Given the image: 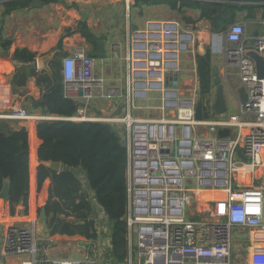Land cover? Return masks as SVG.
Instances as JSON below:
<instances>
[{
  "label": "built area",
  "instance_id": "2783aa9c",
  "mask_svg": "<svg viewBox=\"0 0 264 264\" xmlns=\"http://www.w3.org/2000/svg\"><path fill=\"white\" fill-rule=\"evenodd\" d=\"M155 24L150 22L149 28ZM185 36L164 32L165 39L156 44V50L150 49L153 54H146L147 60L138 58L145 65L133 70L138 78L126 91L106 87L104 79L103 92V80L94 75V58L83 48H74L63 59V94L78 101L80 109L68 119L103 121L121 133L126 147L124 220L129 264L134 252L137 264H238L233 258L237 230L248 236L243 239L250 258L246 264H264V77L257 76L255 62L248 55L256 51L264 57V34L245 43L244 26L229 25L225 58L237 69L246 101L239 102L237 113L227 116L216 115L204 102L201 120L195 119L200 99L196 73L191 78L194 83L181 85L175 72ZM110 51L124 58L117 43L111 44ZM156 87L160 105L153 107L147 103L148 92ZM94 88L103 92L104 99L123 103L121 112L104 117L87 114ZM140 110L159 114H137ZM35 118L19 107L0 114V119ZM223 129L228 134L221 136L218 132ZM100 218L110 247L103 211ZM33 226L34 219L26 226H7L3 253L26 255L20 264H95L89 254L77 260L45 258Z\"/></svg>",
  "mask_w": 264,
  "mask_h": 264
},
{
  "label": "crops",
  "instance_id": "0c3cea01",
  "mask_svg": "<svg viewBox=\"0 0 264 264\" xmlns=\"http://www.w3.org/2000/svg\"><path fill=\"white\" fill-rule=\"evenodd\" d=\"M9 1L12 0H0V114H8L12 108L19 107L35 116L33 121L4 120L6 128L12 130L25 127L31 132L32 129L36 148L38 140L35 125L38 120L69 118L46 113L42 107L36 106L35 102L41 101L42 93L51 85L48 82L40 84L38 77L54 75L61 79L63 59L70 55L74 48L81 47L94 58V75L103 80V92L104 79L106 87L126 91L130 82L138 78L133 74V70L145 65L144 62L138 61V58L147 60V56L153 54L150 49L155 51L156 44L165 39L164 32L185 33L184 46L178 50L177 70L175 71L177 82L181 85L194 83L191 78L193 74L197 75L196 56L203 55L209 50L211 67L218 68L224 82L225 98L236 101L238 110L240 100L237 91L243 88L236 67L230 65L225 58L227 28L235 22L242 24L245 43H251L255 37L264 34V1L257 3L261 5L260 8L249 12L245 8L254 4L249 0H181L211 4L216 13L209 18L204 16L199 6L194 7L185 3L181 6L178 4L174 8L170 0H148V2L143 0H56L48 2L38 0L41 3L35 6L31 5L32 0H28L26 5L8 10L6 5ZM150 22L156 24L149 28ZM99 41L104 42L106 55L103 57L94 56L96 43ZM112 43H117L121 47V54L124 58L121 59L111 54ZM150 44H153V47H150ZM17 49H26L34 53L33 61L23 62L15 59L14 52ZM133 51H136L134 57L132 56ZM146 54L149 55L146 56ZM154 55L155 58H159L157 54ZM43 56L47 57L45 63L47 68L46 66L39 67L38 60ZM169 82L170 80L167 83ZM197 82L199 83L198 76ZM164 85H166L165 82ZM158 90L159 88L156 87V91L148 92L150 101L147 103L152 104L153 107L160 105ZM93 92L96 94L90 100L87 114L104 117L117 112L121 102L104 99V96H101L103 92L98 93L96 88ZM213 98L214 87L212 86L205 102L208 99L212 104ZM79 109L80 105L76 113ZM136 113L144 115L149 113L152 116L159 114L156 110L151 112L140 110ZM35 163L37 164V158H35ZM61 168L62 165L58 170ZM77 173L87 189L84 174L80 171ZM48 184L49 181H45L37 194L40 204H43L45 200ZM89 193L92 197V193ZM6 202V198L0 197V235L2 237L0 264L20 263L27 259L22 255H5L2 251L4 231L12 224L26 226L31 219H34L32 229L36 244L40 245L41 254L47 259L68 258L71 252L68 249L69 245L90 240L78 236L72 238H64L60 235L50 236L44 219L39 218L40 213L39 215H27L24 213L22 204L16 205L13 213H10ZM92 202L94 215L97 212L101 216V208L94 201ZM247 237L239 230L234 232L233 258L238 264H246L250 260L243 242V239ZM51 249L58 257L50 258L47 255ZM7 256L11 259H7Z\"/></svg>",
  "mask_w": 264,
  "mask_h": 264
},
{
  "label": "trees",
  "instance_id": "16d2710c",
  "mask_svg": "<svg viewBox=\"0 0 264 264\" xmlns=\"http://www.w3.org/2000/svg\"><path fill=\"white\" fill-rule=\"evenodd\" d=\"M249 1L254 4L245 9L252 12L253 9L260 8L261 5L257 3L264 0ZM170 2L174 8L185 3L199 6L208 18L216 13L212 5L207 3L181 0ZM27 3L28 0H12L6 6L11 10ZM219 15L223 18L220 13ZM214 29L216 30L215 27ZM34 57L35 54L26 49L14 52V58L19 61L30 62ZM196 63L199 97L204 103L212 88L210 51L197 55ZM38 82H48L51 85L48 84L49 88L42 93L41 101L35 102L36 106L42 107L46 113L64 118L76 113L78 106L74 104V100L62 94V78L45 75L39 76ZM35 134L37 148L33 130L29 132L25 127L14 130L7 128L6 135L0 131V191L5 180H8L6 203L9 212L13 213L18 204H22L27 215H39L40 209L44 208V221L50 236L95 239L94 201L105 213L109 225L110 247L107 258L116 263L127 264V227L124 220L127 203L126 147L120 131L102 121L57 119L38 120ZM45 162H59L62 168L53 170ZM78 171L84 174L87 189ZM45 181H49L47 195L43 204H40L37 194Z\"/></svg>",
  "mask_w": 264,
  "mask_h": 264
},
{
  "label": "water",
  "instance_id": "95a60500",
  "mask_svg": "<svg viewBox=\"0 0 264 264\" xmlns=\"http://www.w3.org/2000/svg\"><path fill=\"white\" fill-rule=\"evenodd\" d=\"M37 3H41V2L38 0H32L31 5L35 6ZM105 55H106V52H105L104 42L103 41L97 42L94 56L103 57ZM248 55L255 62L257 76L259 78H263L264 77V57L256 51H248ZM46 60H47L46 56H43L41 59L38 60V64L40 68L41 67L43 68L45 66L47 68V65H45ZM211 77H212V86L214 87V98L211 104V109L216 115H220L227 111V104H226V98H225V93H224L225 85H224L222 78L220 77L218 68L216 66L211 67ZM237 92H238V97H239L240 102L244 103L246 101V96L244 94V91L242 89H239ZM74 104L76 106L80 105L78 101H74ZM122 107H123V103L119 105L116 114H119L121 112ZM58 119H61V118H58ZM195 119L197 120L203 119V104H202L201 99H199L195 105ZM0 131L4 135L7 134L6 121L4 119H0ZM218 134L221 136L227 135L228 130L227 129L220 130ZM45 165H47L53 170H58L61 164L59 162H45ZM263 184H264V177H263ZM8 188H9V182L8 180H5L3 188L0 191V197L7 198ZM39 218L42 220L46 218V212L44 208L40 209ZM38 264H44V263L40 261Z\"/></svg>",
  "mask_w": 264,
  "mask_h": 264
},
{
  "label": "rangeland",
  "instance_id": "374dc122",
  "mask_svg": "<svg viewBox=\"0 0 264 264\" xmlns=\"http://www.w3.org/2000/svg\"><path fill=\"white\" fill-rule=\"evenodd\" d=\"M205 104L210 107L211 106L210 100L207 99ZM226 104H227V111L224 114L225 116L237 113L236 101H231V100H228L226 98ZM204 112H206V108L204 109ZM209 117H213V115H210ZM29 126L31 127L32 124ZM94 217H95L96 226L98 227L97 232H96V238L90 239L87 242H81V243L78 242L74 245H69L68 249H70L71 252L67 257L69 259H72V260H77V259L83 257L84 254H89V255H91L92 258H94L95 264H120V263H116L112 259L110 260L107 258L108 257L107 254H108V249H109V247H108L109 242L105 239L106 234L103 231V228L105 227V223H104V220H102L100 218V216L97 214V212L94 215ZM1 244H2V237L0 235V246H1ZM242 245H243V242H242ZM37 246H38V248L40 247V245H38V244H37ZM47 255L50 258L58 257L56 252L53 249L49 250L47 252ZM22 256H26V255H22ZM7 257H8L7 259H11L9 256H7ZM26 258H27V256H26ZM131 262H132L131 264H137L136 252H134ZM0 263H1V260H0ZM14 264H20V263H14ZM127 264H129V263L127 262Z\"/></svg>",
  "mask_w": 264,
  "mask_h": 264
},
{
  "label": "bare ground",
  "instance_id": "6f19581e",
  "mask_svg": "<svg viewBox=\"0 0 264 264\" xmlns=\"http://www.w3.org/2000/svg\"><path fill=\"white\" fill-rule=\"evenodd\" d=\"M31 131H32V129H31Z\"/></svg>",
  "mask_w": 264,
  "mask_h": 264
}]
</instances>
